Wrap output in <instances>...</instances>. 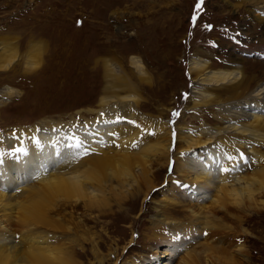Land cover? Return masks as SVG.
Here are the masks:
<instances>
[{
    "label": "rangeland",
    "instance_id": "rangeland-1",
    "mask_svg": "<svg viewBox=\"0 0 264 264\" xmlns=\"http://www.w3.org/2000/svg\"><path fill=\"white\" fill-rule=\"evenodd\" d=\"M0 38L6 54L21 55L0 71L2 153L8 147L1 139L15 129L20 130L16 131L20 138L26 132L21 129L42 124H93L102 98L115 91L136 98L146 124L169 123L174 132L172 148L179 129L195 136L205 128L219 129L225 121L218 105L209 98L193 97L192 61L209 63L212 71L241 67L245 77L264 83V0H0ZM27 55L43 59L31 72L25 66ZM133 57L140 60L145 74L131 67ZM108 68L135 85L136 92L113 88L115 76H109ZM218 89L207 91L215 96ZM5 91L10 92L3 100ZM224 136L216 144L242 137ZM209 137L204 134L201 140ZM252 148L240 151L253 162V156L246 154ZM172 166L173 161L169 170L166 165L155 167L161 175L146 201L141 196L123 210L115 207L111 217L91 224L90 233L73 232L71 237L80 238L88 252L73 260L99 264L105 257L110 260L102 264H149L158 256L161 263L180 264L187 252L201 253L202 244L212 243L205 255L214 264H264V210L248 217L237 214L243 217L241 229L236 221L223 217L226 227L234 229L224 235L201 236L190 227L179 231L154 220V202L162 200V192L182 200L197 197L196 187L182 181ZM92 236L98 244L97 259Z\"/></svg>",
    "mask_w": 264,
    "mask_h": 264
},
{
    "label": "bare ground",
    "instance_id": "bare-ground-1",
    "mask_svg": "<svg viewBox=\"0 0 264 264\" xmlns=\"http://www.w3.org/2000/svg\"><path fill=\"white\" fill-rule=\"evenodd\" d=\"M6 49L0 45V71L21 57L17 52L6 54ZM42 60L27 55V72L37 69ZM130 63L145 74L138 58H131ZM190 66L194 99H212L225 122L197 136L179 129L175 148L169 123L146 124L136 98L132 94L122 97L117 91L102 98L93 124H42L21 129L26 132L20 138L16 132L20 130L15 129L1 139L8 149L0 152V264H77L73 257H85L88 252L80 238L71 234L90 233L91 224L111 217L115 207L123 210L141 196L146 201L161 175L155 167L166 165L169 170L171 161L172 172L196 187L197 197L182 200L162 192V200L154 202L153 218L158 224L179 231L190 227L201 236L224 235L234 229L226 227L223 217L236 221L241 229L243 217L237 214L248 217L264 210V83L257 77H245L241 67L212 71L209 63L201 61H192ZM108 72L115 76L113 88L136 92V86L117 77L115 69ZM209 87H219L218 95L208 93ZM9 92L3 93V100ZM247 121L248 125L240 123ZM204 134L210 137L201 140ZM224 135L242 137H232L219 146L216 143ZM241 146L253 147L246 153L253 156V162L240 151ZM201 147L204 152L194 153ZM90 241L97 259L96 238ZM202 247V254L187 252L180 264H214L205 255L214 247L212 243ZM238 249L242 251L241 246ZM107 260L103 257L97 262ZM149 264L168 263H161L157 256Z\"/></svg>",
    "mask_w": 264,
    "mask_h": 264
}]
</instances>
